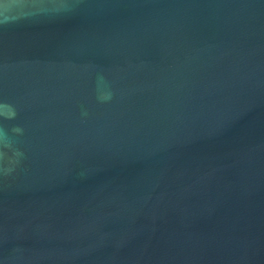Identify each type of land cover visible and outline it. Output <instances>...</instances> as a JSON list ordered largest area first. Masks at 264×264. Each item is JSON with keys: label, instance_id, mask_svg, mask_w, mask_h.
<instances>
[{"label": "water", "instance_id": "1", "mask_svg": "<svg viewBox=\"0 0 264 264\" xmlns=\"http://www.w3.org/2000/svg\"><path fill=\"white\" fill-rule=\"evenodd\" d=\"M0 264H264V0H0Z\"/></svg>", "mask_w": 264, "mask_h": 264}]
</instances>
